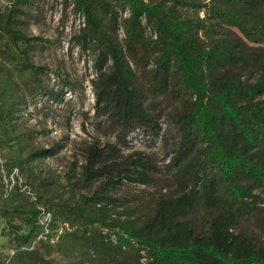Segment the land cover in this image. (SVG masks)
<instances>
[{
  "label": "trees",
  "instance_id": "trees-1",
  "mask_svg": "<svg viewBox=\"0 0 264 264\" xmlns=\"http://www.w3.org/2000/svg\"><path fill=\"white\" fill-rule=\"evenodd\" d=\"M5 1L0 126L20 150L0 161L6 264H60L54 253L72 264H264V0H61L82 15L74 42L92 55L94 114L114 129L86 143L66 187L32 163L63 142L31 145L35 130L19 118L75 83L31 59L22 25L44 0ZM162 123L177 131L163 170L123 149L131 131L158 135ZM24 166L27 182L7 190L4 174ZM157 172L172 187L151 209L115 195L124 181L156 184Z\"/></svg>",
  "mask_w": 264,
  "mask_h": 264
},
{
  "label": "rangeland",
  "instance_id": "rangeland-1",
  "mask_svg": "<svg viewBox=\"0 0 264 264\" xmlns=\"http://www.w3.org/2000/svg\"><path fill=\"white\" fill-rule=\"evenodd\" d=\"M5 2L0 0V10ZM80 25L82 15L73 10L72 5L61 0H44L42 9L34 11L22 25L24 32L32 38L29 51L32 61L47 65L53 72L65 75L75 83L74 90L65 91L60 101L51 102L43 96L21 110L26 113L19 118V130H35L31 145L46 146L56 140L63 142L64 145L58 153L32 162L34 171L39 176L50 183H59L60 186L65 185L72 162L78 164L82 160L87 142L104 143L114 139V129H109L104 118L94 114V96L90 84V79L94 76L92 55L74 42V33ZM7 134L3 133L0 126V159L10 163V159L17 156L20 150L14 140L8 139ZM176 135V126L173 124L162 123L158 135L139 127L128 134L127 144L123 149H139L148 153L163 170L168 161V148ZM26 172L24 166L23 174L19 173L21 182L26 181ZM157 173L159 180L155 181L156 184L124 181L115 191V195L138 199L144 203L146 209H151L158 196L167 193L172 187L161 178L162 173ZM261 197L264 200V192ZM261 207L264 208V203ZM7 233L4 219L0 217V264H6L7 255L12 253L13 242ZM49 258L60 264L73 263L57 253Z\"/></svg>",
  "mask_w": 264,
  "mask_h": 264
},
{
  "label": "built area",
  "instance_id": "built-area-1",
  "mask_svg": "<svg viewBox=\"0 0 264 264\" xmlns=\"http://www.w3.org/2000/svg\"><path fill=\"white\" fill-rule=\"evenodd\" d=\"M0 161H2L0 159ZM15 177L18 178V181L21 182V178L18 174L17 168H13V171L9 173V175L4 174V183H5V188L9 190L12 186V184L15 182ZM41 218H40V223L44 226V228L47 230V225L51 220V213L49 211H45L43 208H41Z\"/></svg>",
  "mask_w": 264,
  "mask_h": 264
}]
</instances>
